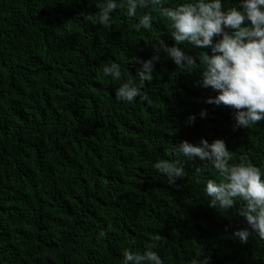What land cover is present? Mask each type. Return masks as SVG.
I'll return each mask as SVG.
<instances>
[{
  "label": "trees",
  "instance_id": "1",
  "mask_svg": "<svg viewBox=\"0 0 264 264\" xmlns=\"http://www.w3.org/2000/svg\"><path fill=\"white\" fill-rule=\"evenodd\" d=\"M104 2L0 0V264H124L125 249L150 244L163 264H192L201 247L209 264H264V239L233 235L248 227L236 209L208 206L206 180L219 182L218 171L175 147L223 139L233 162L245 158L264 178V120L234 130L233 108L205 102L216 92L200 86V65L177 68L160 46L174 44L162 15L118 7L100 24ZM145 12L151 28L137 31ZM153 55V79L141 82L130 61ZM112 63L119 80L103 73ZM130 78L148 101L116 98ZM160 159L184 166L179 187L155 169Z\"/></svg>",
  "mask_w": 264,
  "mask_h": 264
},
{
  "label": "clouds",
  "instance_id": "2",
  "mask_svg": "<svg viewBox=\"0 0 264 264\" xmlns=\"http://www.w3.org/2000/svg\"><path fill=\"white\" fill-rule=\"evenodd\" d=\"M100 11L95 21L108 24L111 13L126 7L130 17L137 15L138 7L151 8L169 23V33L174 41L172 46L160 42V46L171 57L177 68L189 70L200 65V86L211 88L215 96L206 98V103L224 105L235 112L233 129L250 128L264 120V0H239L237 6L225 8L222 0H186L176 7H165L164 0H105L98 5ZM92 19V17H85ZM151 12H145L135 25L151 28ZM188 43L195 48L210 49L200 51L196 57L187 54L180 45ZM159 49H157L158 51ZM159 56L142 60L133 57L130 63H139L138 80L152 81L154 61ZM105 76L112 80L121 79L119 64L112 63L103 68ZM118 100L133 102L137 97L148 101L149 97L136 86V80L130 78L116 90ZM200 115H205L202 110ZM190 116L189 120H194ZM178 153L188 160L210 161L222 179H207L205 192L210 200L208 206L219 211L236 209L237 215L244 218L248 227L236 230L233 235L242 243H247L254 232L264 239V178L261 169L242 158L233 162V153L228 150L223 139H213L209 143L201 138L198 144L181 140L175 145ZM155 169L167 177L170 186L179 187L178 179L186 176L184 166L179 160L160 159ZM201 169H197L199 175ZM241 202L237 207V202ZM155 244L146 246L141 253L125 249L124 264H163ZM192 264H209V258L201 247L196 251Z\"/></svg>",
  "mask_w": 264,
  "mask_h": 264
}]
</instances>
